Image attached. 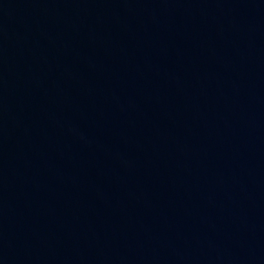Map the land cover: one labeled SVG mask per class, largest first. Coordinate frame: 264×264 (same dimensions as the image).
<instances>
[{
  "label": "water",
  "instance_id": "95a60500",
  "mask_svg": "<svg viewBox=\"0 0 264 264\" xmlns=\"http://www.w3.org/2000/svg\"><path fill=\"white\" fill-rule=\"evenodd\" d=\"M0 264H264V0H0Z\"/></svg>",
  "mask_w": 264,
  "mask_h": 264
}]
</instances>
